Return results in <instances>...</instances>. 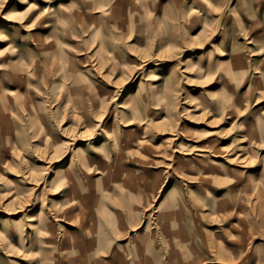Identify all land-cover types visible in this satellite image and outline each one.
I'll return each mask as SVG.
<instances>
[{
	"label": "rangeland",
	"instance_id": "rangeland-1",
	"mask_svg": "<svg viewBox=\"0 0 264 264\" xmlns=\"http://www.w3.org/2000/svg\"><path fill=\"white\" fill-rule=\"evenodd\" d=\"M0 29V264H264V0H0Z\"/></svg>",
	"mask_w": 264,
	"mask_h": 264
},
{
	"label": "bare ground",
	"instance_id": "bare-ground-1",
	"mask_svg": "<svg viewBox=\"0 0 264 264\" xmlns=\"http://www.w3.org/2000/svg\"><path fill=\"white\" fill-rule=\"evenodd\" d=\"M18 1H19V0H18ZM46 3H47V2H46ZM31 6H34V4H31ZM1 31H2V29H0V33H1ZM56 173H57V172H56ZM66 183H68L67 180H64V181H63V184H66Z\"/></svg>",
	"mask_w": 264,
	"mask_h": 264
}]
</instances>
